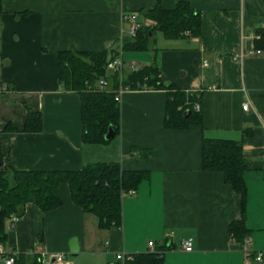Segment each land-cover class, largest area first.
Here are the masks:
<instances>
[{
	"label": "crops",
	"instance_id": "0c3cea01",
	"mask_svg": "<svg viewBox=\"0 0 264 264\" xmlns=\"http://www.w3.org/2000/svg\"><path fill=\"white\" fill-rule=\"evenodd\" d=\"M158 1L173 8L179 0H0L1 169L77 170L119 161L124 169L150 173L135 193H124L121 226L99 227L97 217L73 200L67 182L60 184V206L43 211L28 202L22 217L7 222L0 264L18 253H39L42 264H125L129 259H118V252L162 245L165 264H264V257L256 258L264 250V49L255 47L264 0H188L201 12L199 36L159 32L149 49L121 52L125 69L156 61L166 82L201 95L196 103L204 128L165 126L166 89L127 88L120 132L107 143H88L81 96L59 81V51L120 48L130 28L123 12L135 11L148 23L143 13ZM28 108L42 113L40 131L23 129ZM204 136L243 142L251 228L244 243L229 230L243 217L241 194L222 171L203 168ZM188 237L191 251L182 245Z\"/></svg>",
	"mask_w": 264,
	"mask_h": 264
},
{
	"label": "trees",
	"instance_id": "16d2710c",
	"mask_svg": "<svg viewBox=\"0 0 264 264\" xmlns=\"http://www.w3.org/2000/svg\"><path fill=\"white\" fill-rule=\"evenodd\" d=\"M1 9V3H0ZM150 22L140 21L141 26L134 36L123 40V49L133 51L147 50L152 46L156 32L166 38L201 34V12L188 0H179L175 7L165 8L158 1L152 8L144 11ZM259 37L255 47L264 49V27L258 29ZM155 47L154 49H156ZM118 54V47L111 46L101 51L61 50L58 53L59 81L67 90L78 92L81 96V118L83 140L88 143H107L109 127L116 133L121 129V102L116 92L122 85L127 88H164L168 91L165 126L185 128L196 124L204 128L203 109H196L201 95L179 88L175 83L162 78L161 68L153 61L137 67L127 68L123 75L111 71L108 62ZM108 80V87L100 85V79ZM43 128L42 113L28 108L24 125L25 131H40ZM5 129L17 130L7 124ZM243 142L221 137H203L202 166L206 170L222 171L225 180L241 194L243 217L233 220L229 230L234 239L244 243L251 228L247 222L246 205L248 187L245 179L247 170ZM0 242L8 239V220L20 218L25 213L28 202L38 204L43 211L54 209L62 204L60 184L70 185L73 200L85 213L94 214L101 228L121 226L123 223V195L136 189L148 178L146 170L124 169L119 161H96L85 164L77 170H28L3 166L0 151ZM10 223V224H12ZM160 248V249H159ZM156 250L135 253L133 259L125 264H165L164 245ZM39 253H18L13 264H42Z\"/></svg>",
	"mask_w": 264,
	"mask_h": 264
},
{
	"label": "built area",
	"instance_id": "2783aa9c",
	"mask_svg": "<svg viewBox=\"0 0 264 264\" xmlns=\"http://www.w3.org/2000/svg\"><path fill=\"white\" fill-rule=\"evenodd\" d=\"M123 19L130 22V28L128 30V34L131 36H134L136 34L137 30L139 29V27L141 26L138 13L135 11H125V12H123ZM122 50H123V41L121 43L120 48H118V54L108 62V68L112 71L118 72L121 76L123 75V72L125 69V62L121 56ZM257 52H261V49H258ZM234 58L240 59V58H242V54H235ZM128 68H130L131 70H135V69H137V66L134 64H131L130 66H128ZM108 84L109 83H108L107 79H104V78L100 79V85L102 87H108ZM125 89H127V87H124L121 85L119 87V89L117 90L116 99L118 101L121 100V95L125 91ZM195 108L200 109L201 108L200 104L196 103ZM243 108L245 110H248L249 109V103H247V102L244 103ZM127 192L133 194L136 192V189H131ZM149 245L151 248H154V241H150ZM182 245H183V248L187 251L193 250V238L192 237L185 238L182 241ZM116 256L118 259H121L123 261H125L127 259H133V257H134L132 254H126L124 252H118ZM263 257H264V250H259L257 255H256L257 260H262ZM14 262H15V255H10V256L6 257V259H5L6 264H13Z\"/></svg>",
	"mask_w": 264,
	"mask_h": 264
},
{
	"label": "water",
	"instance_id": "95a60500",
	"mask_svg": "<svg viewBox=\"0 0 264 264\" xmlns=\"http://www.w3.org/2000/svg\"><path fill=\"white\" fill-rule=\"evenodd\" d=\"M115 134H116V131H115V129L113 128V126L111 125V126L109 127V130H108L107 134H106V138H107V139H112V138L115 136ZM0 163H1V161H0Z\"/></svg>",
	"mask_w": 264,
	"mask_h": 264
},
{
	"label": "rangeland",
	"instance_id": "374dc122",
	"mask_svg": "<svg viewBox=\"0 0 264 264\" xmlns=\"http://www.w3.org/2000/svg\"><path fill=\"white\" fill-rule=\"evenodd\" d=\"M159 32H160V31L156 32V34L159 33ZM139 62H140V61H138V63H139ZM111 71H112V70H109L108 72L111 73Z\"/></svg>",
	"mask_w": 264,
	"mask_h": 264
}]
</instances>
